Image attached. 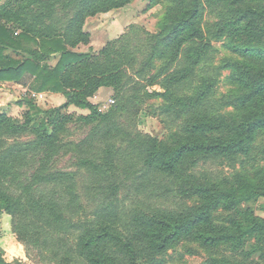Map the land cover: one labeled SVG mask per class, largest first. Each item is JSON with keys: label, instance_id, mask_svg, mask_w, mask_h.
<instances>
[{"label": "rangeland", "instance_id": "rangeland-1", "mask_svg": "<svg viewBox=\"0 0 264 264\" xmlns=\"http://www.w3.org/2000/svg\"><path fill=\"white\" fill-rule=\"evenodd\" d=\"M9 1L0 0V5ZM200 1L198 22L211 46L195 65L190 57L198 45L192 41L183 44L170 62L175 50L166 35L172 15L164 0H131L122 8L86 19L84 30L91 38L74 49L79 53L100 51L122 37L141 44L143 31L166 37L157 47L151 68L141 75L137 73L141 67L127 69L120 91L101 87L90 98L102 114L122 106L116 114L122 135L109 142L101 134L91 135L92 125L79 119L90 113L87 109L63 108L68 100L65 94L37 91L31 73L18 81H0V108L8 118L22 123L26 114L36 115L34 124L39 119L60 123L70 117L60 133L63 148L53 166L75 173L79 204L70 209L69 201L52 187L36 191L45 201L63 205L58 216L63 215L67 222L59 223L26 205L17 213L0 206V259L4 263L264 264V125L234 152H189L172 170L164 172L153 164L150 176L134 178L114 199L97 194L106 180L123 179L124 167L142 168L137 152L126 150L137 133L156 138L159 146L190 140L215 145L239 140L243 123L264 113V94L251 93L252 88L237 79L236 70L227 67L242 62L264 70V54L260 53L264 49V0H240L235 5L232 0H219L217 8L211 7L210 0ZM248 6L261 15H251L220 32L223 22L235 17V7ZM7 25L19 33L20 24ZM48 64L54 67L57 58ZM187 69H191L188 77L181 78ZM204 90L207 94L196 103ZM155 92L160 94L152 95ZM31 102L36 107L31 108ZM200 122L208 126L194 130L189 125ZM87 138L89 142L84 143ZM111 150L115 166L101 169L100 183L89 168L79 166L82 158L103 164ZM203 214L204 219L195 223L194 218ZM251 219L261 224L255 226ZM177 224L185 228L161 244ZM247 229L253 230L242 236ZM202 233L216 240L207 242ZM125 243L134 247L135 259L125 250Z\"/></svg>", "mask_w": 264, "mask_h": 264}, {"label": "trees", "instance_id": "trees-1", "mask_svg": "<svg viewBox=\"0 0 264 264\" xmlns=\"http://www.w3.org/2000/svg\"><path fill=\"white\" fill-rule=\"evenodd\" d=\"M130 1L11 0L5 6L0 5V19L5 21H0V81H18L26 72H29L35 77L37 91L62 92L68 99L63 108L74 105L90 112L79 119L87 126L92 125L91 135L101 134L105 142L121 136L122 131L116 122V114L122 108L121 104L102 114L90 98L101 87L120 91L121 82L125 76L124 71L127 69L135 70L136 66L141 67L137 72L141 75L151 68L157 47L166 37H154L143 31L145 39L141 44H134L128 38L122 37L109 42L100 51L79 53L74 49L90 41V33L84 30L87 18L122 8ZM164 1L170 5L169 13L172 15L170 30L166 35L171 40V50H175L170 62L179 55L183 44L192 41L198 45L193 57H190L194 59L192 64L195 65L211 46L198 22L201 1ZM239 1L232 0L231 3L235 5ZM210 2L211 7L217 8L219 5V0H210ZM233 12L235 17L223 22L221 33L229 26L233 27L245 22L251 15H261L251 6L235 7ZM11 22L20 24L19 33L7 25ZM11 53L22 58L16 59ZM260 53L264 54V49ZM262 57L259 56L261 59ZM54 58H57V64L54 67L47 65V62ZM241 63L228 64L227 67L236 70L237 79L250 86L251 93L264 94V70H256L255 67L251 68ZM185 72L181 78L186 77L191 69ZM159 94L152 93V95ZM206 94L204 90L196 99V103ZM34 104L30 103L31 108L36 107ZM35 116L26 114V120L20 123L8 118L5 112L0 111V206L12 213H17L26 205L34 212L37 210L47 214L53 223L67 222L63 215L58 216V211L63 205L52 199L45 201L36 191L52 187L69 201L70 209L79 205L75 191V173L56 170L53 166L55 157L63 148L59 142L60 133L65 129L70 117H65L60 123L39 119L33 124ZM189 125L194 130H204L208 123ZM262 125H264V113L256 114L243 123L242 138L215 145L190 140L173 146H159L156 138L137 133L132 140L128 141L126 150L137 152V157L142 161V168L124 167V178L118 180L112 177V180H106L104 185L98 187L97 194L114 199L134 178L150 176L149 168L153 164H158L164 172L172 170L189 152H207L211 149L217 150V154L234 152L251 140L256 128ZM86 142H89L88 138L84 140V143ZM113 156H115L113 151H108L103 164L96 163L92 158H82L79 166L89 168L94 180L100 183L101 169L105 167L113 169L115 166ZM202 219L204 214L194 218L195 223ZM251 221L255 223V226L261 224L253 219ZM262 224L264 225V221ZM172 228L173 233L165 236L161 244H167L172 237L185 228V225L177 224ZM252 230L247 229L242 236L251 233ZM201 236L207 242L216 240L215 237L203 233ZM130 243H125L124 248L135 259L134 247ZM0 264L8 263L0 259Z\"/></svg>", "mask_w": 264, "mask_h": 264}, {"label": "water", "instance_id": "water-1", "mask_svg": "<svg viewBox=\"0 0 264 264\" xmlns=\"http://www.w3.org/2000/svg\"><path fill=\"white\" fill-rule=\"evenodd\" d=\"M0 111H4V109L3 108H0Z\"/></svg>", "mask_w": 264, "mask_h": 264}, {"label": "built area", "instance_id": "built-area-1", "mask_svg": "<svg viewBox=\"0 0 264 264\" xmlns=\"http://www.w3.org/2000/svg\"><path fill=\"white\" fill-rule=\"evenodd\" d=\"M43 96H44V95H42V94L40 95L41 98H42Z\"/></svg>", "mask_w": 264, "mask_h": 264}]
</instances>
